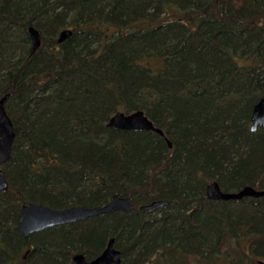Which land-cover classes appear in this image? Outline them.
<instances>
[{"label": "trees", "instance_id": "16d2710c", "mask_svg": "<svg viewBox=\"0 0 264 264\" xmlns=\"http://www.w3.org/2000/svg\"><path fill=\"white\" fill-rule=\"evenodd\" d=\"M262 19L264 0H0V98L9 93L15 131L0 264H74L110 237L122 264L264 259V195L205 194L213 180L264 189V127L250 130L264 97ZM30 25L41 34L33 53ZM138 109L164 135L107 125ZM115 195L133 209L17 229L24 203L91 207ZM154 200L166 204L140 208Z\"/></svg>", "mask_w": 264, "mask_h": 264}, {"label": "water", "instance_id": "95a60500", "mask_svg": "<svg viewBox=\"0 0 264 264\" xmlns=\"http://www.w3.org/2000/svg\"><path fill=\"white\" fill-rule=\"evenodd\" d=\"M264 27V19L262 21ZM27 32L31 39V53L35 52L41 44V34L39 30L30 25ZM72 33L71 28H63L59 31L57 41L62 42ZM9 93L0 98V192L8 188L2 166L7 162L11 154V147L15 137V131L11 118L9 117L4 102ZM250 130L255 131L259 126L264 127V97L258 99L251 110ZM107 125L123 130H152L160 135H164L161 128L156 127L152 120L141 109L125 112L116 111L110 116ZM169 146L171 142L168 141ZM205 194L212 200L240 199L244 196L258 197L264 195V189H257L251 185H244L237 191H224L216 181L209 182L205 187ZM166 204L164 200H154L148 204L141 205L140 208L151 211ZM134 207L133 203L125 196L115 195L106 203L99 206L73 205L64 208H53L44 204L28 202L22 204L20 208L21 217L18 221L17 229L21 234L28 235L43 231L57 225L70 224L102 213L114 211H130ZM74 264H122L121 251L115 246L114 237H110L101 252L86 259L83 253H75L72 256ZM257 264H264V259H257Z\"/></svg>", "mask_w": 264, "mask_h": 264}, {"label": "rangeland", "instance_id": "374dc122", "mask_svg": "<svg viewBox=\"0 0 264 264\" xmlns=\"http://www.w3.org/2000/svg\"><path fill=\"white\" fill-rule=\"evenodd\" d=\"M249 239L250 238H244V239H241L240 240V244H241V246H242V249H243V251H248V246H249ZM225 248H228V249H226L227 251H228V253H225L226 255H224V257H226L227 255H229V256H231L230 258H231V260L234 258V255H233V249H232V246L231 247H224L223 249H225ZM254 262L252 263L251 261H248V262H246L245 264H254V263H256L255 262V259L253 260Z\"/></svg>", "mask_w": 264, "mask_h": 264}, {"label": "bare ground", "instance_id": "6f19581e", "mask_svg": "<svg viewBox=\"0 0 264 264\" xmlns=\"http://www.w3.org/2000/svg\"><path fill=\"white\" fill-rule=\"evenodd\" d=\"M262 21H263V19L261 20V24H262ZM262 26H263V25H262ZM156 127H157V126H156ZM159 128H160V127H159ZM161 129H162V128H161ZM255 131H256V130H255ZM214 181H216V180H214ZM216 182L219 184L218 181H216ZM208 183H209V182H208ZM208 183H207V184H208ZM207 184H206V185H207ZM219 185H220V184H219ZM220 187H221V186H220Z\"/></svg>", "mask_w": 264, "mask_h": 264}]
</instances>
